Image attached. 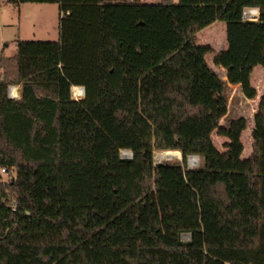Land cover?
<instances>
[{
    "label": "trees",
    "instance_id": "trees-1",
    "mask_svg": "<svg viewBox=\"0 0 264 264\" xmlns=\"http://www.w3.org/2000/svg\"><path fill=\"white\" fill-rule=\"evenodd\" d=\"M7 1L60 5V67L27 79L29 59L0 57V264H264V96L249 157L248 120L221 124L227 83L257 97L264 0ZM218 20L227 82L197 43ZM156 150L184 167L155 164Z\"/></svg>",
    "mask_w": 264,
    "mask_h": 264
},
{
    "label": "rangeland",
    "instance_id": "rangeland-1",
    "mask_svg": "<svg viewBox=\"0 0 264 264\" xmlns=\"http://www.w3.org/2000/svg\"><path fill=\"white\" fill-rule=\"evenodd\" d=\"M148 2H158L159 0H141ZM177 1V0H175ZM258 9V8H254ZM259 13V11H257ZM250 11V20H257L259 15L252 14ZM22 27L25 35L29 38L26 39V44L33 43L34 36L36 35L37 41L42 43L44 40L50 39V41L60 40V5L57 3H44V4H27L22 12H19V8L7 0H0V48L5 50L4 55L8 53L6 43L10 42L13 46L18 47V52L22 50V42L19 43V27ZM197 43L199 45H209L213 48L215 53L207 55L208 63L216 70V72L227 82V71L226 69L216 66L214 64V57L216 53L227 48V37H226V23L224 21H215L208 25L197 33ZM26 50V49H24ZM29 65H25L27 69ZM1 77V76H0ZM253 85L257 88L258 94L255 99H247L239 85H232L227 83L226 95L228 97V113L221 120V124L228 125L231 119L245 117L248 120V127L242 134V141L245 147L243 157L247 158L252 153L253 138L252 132L254 128V117L258 112L261 98L264 96V67L257 66L252 73ZM84 96V95H83ZM83 96L79 97L82 98ZM21 98V93H20ZM213 139L216 146L221 150L225 151L224 144L228 141L227 138L220 136L215 131ZM130 152V154L127 153ZM170 152H181L172 151ZM166 151H155V164L160 163H180L184 167L182 152L181 156H174L173 158L160 160L159 156ZM131 150L124 149L121 151V155L124 158H129L132 155ZM191 155L188 157L187 163L185 164L189 169H196L202 166V160L198 157L196 164H191ZM10 172L1 176L3 181H8L10 178ZM183 240L189 241L190 234H183Z\"/></svg>",
    "mask_w": 264,
    "mask_h": 264
},
{
    "label": "crops",
    "instance_id": "crops-1",
    "mask_svg": "<svg viewBox=\"0 0 264 264\" xmlns=\"http://www.w3.org/2000/svg\"><path fill=\"white\" fill-rule=\"evenodd\" d=\"M27 4L30 3H23L18 6L15 4L13 5L19 8V12H22ZM35 4H44V3H35ZM26 39L29 38L25 35L24 31L22 30V27L20 26L18 41L19 43L27 42ZM33 40L34 41L31 48L20 52H18V47L13 46L12 43L10 42L6 43V48L9 50L8 53H6V55L3 54L5 53V50L0 48V57H13L19 54L21 58V65L24 63L25 58L29 59L30 66L27 68L26 72H23L25 78L27 79H37L38 76H42L43 74H46L47 71L48 72L54 71L55 68L58 69L60 67V64L58 62V56L60 51V40L57 42V41H50V39H47L44 40L42 43H40L37 41L36 35L34 36ZM52 43H58V44L53 46ZM40 62H43L44 67L42 68L36 67V64H39ZM2 72L3 69L1 68L0 79L2 78Z\"/></svg>",
    "mask_w": 264,
    "mask_h": 264
},
{
    "label": "built area",
    "instance_id": "built-area-1",
    "mask_svg": "<svg viewBox=\"0 0 264 264\" xmlns=\"http://www.w3.org/2000/svg\"><path fill=\"white\" fill-rule=\"evenodd\" d=\"M252 8L254 9L256 7H246L244 9V18L245 19H250V18H253V16H255V15H253V16H250L249 15L250 14V11H248V9H252ZM252 14H255V12L252 13ZM256 14L258 15V12H256ZM80 87L83 88V86H80ZM84 94H85V90L83 88V92H81V93L74 94L72 92V97L74 99H79V97L83 96ZM8 95L12 99H20V86L18 84H11V85H9ZM6 173H8V170L5 167L0 166V176L4 175Z\"/></svg>",
    "mask_w": 264,
    "mask_h": 264
},
{
    "label": "bare ground",
    "instance_id": "bare-ground-1",
    "mask_svg": "<svg viewBox=\"0 0 264 264\" xmlns=\"http://www.w3.org/2000/svg\"><path fill=\"white\" fill-rule=\"evenodd\" d=\"M248 11H251V12H255V14H256V12L258 11V9H248ZM127 153L128 154H130V152L129 151H127ZM178 156V157H180L181 156V152H170V151H166V152H163L160 156H159V159L160 160H163V159H168V158H173L174 156ZM191 164L193 165V164H196L197 162H198V157L197 156H193V157H191Z\"/></svg>",
    "mask_w": 264,
    "mask_h": 264
},
{
    "label": "water",
    "instance_id": "water-1",
    "mask_svg": "<svg viewBox=\"0 0 264 264\" xmlns=\"http://www.w3.org/2000/svg\"><path fill=\"white\" fill-rule=\"evenodd\" d=\"M258 11H259V8H258ZM258 15H259V13H258ZM83 88L85 90V87H83ZM194 156H196V155H194ZM132 157H133V153H132V155L129 158H132ZM182 157H183V153H182Z\"/></svg>",
    "mask_w": 264,
    "mask_h": 264
}]
</instances>
